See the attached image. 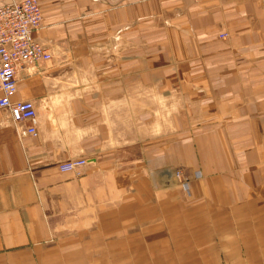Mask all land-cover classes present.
Here are the masks:
<instances>
[{
    "label": "crops",
    "instance_id": "0c3cea01",
    "mask_svg": "<svg viewBox=\"0 0 264 264\" xmlns=\"http://www.w3.org/2000/svg\"><path fill=\"white\" fill-rule=\"evenodd\" d=\"M115 1L38 0L52 58L13 95L37 136L0 109V264H264V0H163L154 93L175 128L122 143L153 88L89 45L135 21Z\"/></svg>",
    "mask_w": 264,
    "mask_h": 264
},
{
    "label": "rangeland",
    "instance_id": "374dc122",
    "mask_svg": "<svg viewBox=\"0 0 264 264\" xmlns=\"http://www.w3.org/2000/svg\"><path fill=\"white\" fill-rule=\"evenodd\" d=\"M116 1V4L120 5L121 19L127 16L122 9L129 3L135 6V21L129 24L121 23L113 38L110 34H104L103 38L93 40L89 45L118 50L114 57L119 59L121 65L127 64L128 58L130 62L135 60L137 82L145 78L146 81H151L153 88L150 98L143 94L140 96L138 92V102L125 113L126 118L120 120V143L129 138L137 140L152 137L160 133V129L163 130V137L169 136L175 128V118H172L175 105L167 103L165 97L163 103H160L154 93V89L159 93L160 88L155 86L161 76L163 79L164 74L160 72V66L163 67V0ZM163 94L165 96V93ZM140 97L144 98L145 102H140Z\"/></svg>",
    "mask_w": 264,
    "mask_h": 264
},
{
    "label": "built area",
    "instance_id": "2783aa9c",
    "mask_svg": "<svg viewBox=\"0 0 264 264\" xmlns=\"http://www.w3.org/2000/svg\"><path fill=\"white\" fill-rule=\"evenodd\" d=\"M38 0H11L0 5V109L8 110L12 121L20 127V136L38 135V112L32 100L13 99L18 78L38 73L50 61V49L37 40L34 32L41 27L42 12ZM221 33L220 38L227 37ZM86 158L66 161L61 171H78ZM176 176H182L177 170ZM183 188L187 180L183 177Z\"/></svg>",
    "mask_w": 264,
    "mask_h": 264
}]
</instances>
